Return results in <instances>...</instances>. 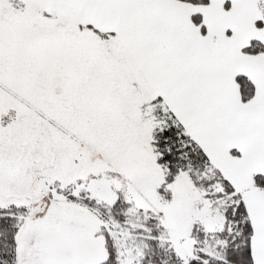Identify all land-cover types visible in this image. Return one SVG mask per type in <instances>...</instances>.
<instances>
[{
	"label": "snow or ice",
	"instance_id": "6c2138e0",
	"mask_svg": "<svg viewBox=\"0 0 264 264\" xmlns=\"http://www.w3.org/2000/svg\"><path fill=\"white\" fill-rule=\"evenodd\" d=\"M0 264H264V0H0Z\"/></svg>",
	"mask_w": 264,
	"mask_h": 264
}]
</instances>
